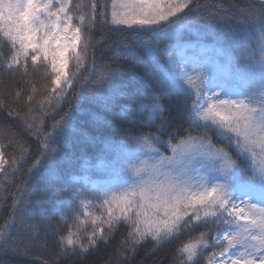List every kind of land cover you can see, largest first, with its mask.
<instances>
[{
	"label": "snow or ice",
	"instance_id": "snow-or-ice-1",
	"mask_svg": "<svg viewBox=\"0 0 264 264\" xmlns=\"http://www.w3.org/2000/svg\"><path fill=\"white\" fill-rule=\"evenodd\" d=\"M258 2L256 12L241 10L237 25L228 13L214 16L224 29L217 35L207 26L203 36L211 32L214 46L203 45V56L190 58L185 36L195 31L199 41L202 30L194 18L206 19L200 16L198 0H0V44L6 41L11 49L8 60L0 62L9 71L23 69L27 75L31 61L34 67L44 66L50 77L42 99H35L37 90L32 88L27 116L21 117L41 141L28 169L31 177L58 179V140L81 134L67 112L50 131L42 130L44 121L34 114V106L41 116L46 115L65 102L68 89L79 84L77 100L88 98L107 111L120 89L130 83L119 69L102 65L93 81L80 84V69L95 47L97 23L131 30L136 47L123 42L120 46L133 55L138 50L146 53L170 86L191 101L182 112L189 121L185 136L173 131L172 121L155 98L141 100L135 108L122 106L128 123L153 130L126 131L128 140L100 138L104 147L96 157L98 164L82 158L80 165V172L95 166L109 168L119 177L118 183L77 189L67 198L54 191L45 199L47 208L24 193L25 199L13 200V212L34 215L38 210L42 220L67 212L61 217L62 223L69 224L68 233L60 237L64 254L76 249L87 253L100 242L108 243L121 223L127 236L117 249L120 255H134L148 239L160 246L182 230L216 225L211 240L207 232H200L177 249L180 264H198L209 248L217 250L206 257L207 264H264V0ZM161 51L164 61L158 55ZM8 115L19 113L9 110ZM93 119L100 117L93 114ZM192 131L201 134L193 136ZM209 133L215 135V143ZM16 143L21 144L19 154L7 159L0 143V173L5 177L25 166L28 148L20 140ZM68 175L66 185L78 179L76 173ZM5 189L0 182V193ZM77 199L80 207L74 209L72 201ZM92 208L103 211L96 215ZM14 223L13 218L0 230V248L9 245Z\"/></svg>",
	"mask_w": 264,
	"mask_h": 264
},
{
	"label": "trees",
	"instance_id": "trees-1",
	"mask_svg": "<svg viewBox=\"0 0 264 264\" xmlns=\"http://www.w3.org/2000/svg\"><path fill=\"white\" fill-rule=\"evenodd\" d=\"M200 4V16L194 18V23L202 30V38L195 39V31L191 35L185 36V42H203L213 44L212 33L209 32L206 37L203 36V30L210 26L217 35L224 29V23L213 19L214 16H221L228 13L232 16L231 23L237 25L242 19L241 10H259L257 0H198ZM110 19V17H109ZM75 22V21H74ZM226 30V29H225ZM131 30H116L111 24L101 25L97 23L94 29L93 41L95 47L89 50V56L80 69L83 74L80 78V84L93 81L97 75L100 66L107 65L113 69H119L123 72L125 79L129 80L126 86L120 89L113 107L110 110H102L92 104L88 98L77 100L76 94L80 91V85L75 84L73 88L68 89V95L65 102L59 105L54 111L46 115H40L34 106V114L43 119L42 130L50 131L55 121L59 120L64 113H69L75 126L81 130V134L73 138H61L56 144V155L59 160V178L49 180L47 175L31 177L28 169L34 163V157L39 150L40 140L37 139V133L28 129L21 117L27 116V96L32 93L34 87L37 91L35 99L43 98L45 85L49 84L50 77L45 74L44 66L34 67L31 61H28V74L25 75L23 69L20 71H9L4 63L0 62V101L3 106L0 107V143L4 147L6 159L9 155H18L23 142L28 148L25 166L19 168L15 173H10L7 177L0 175V182L6 184L4 193H0V230H3L5 222L11 223L13 218L15 223L11 229V241L5 248H0V264H180L177 249L190 238L198 236L200 232H207V239L211 240L218 230L216 225L199 226L195 229L182 230L178 236L170 242L160 246H154L150 239L137 246L134 255L124 252L120 255L117 249L121 247V241L127 236V228L121 223L111 236L108 243L100 242L96 247L90 248L87 253L76 249L75 253L64 254L60 246V237L69 231V224L61 222L62 216H67V212H59L50 215L49 219L42 220L39 211L34 215H26L23 211L13 212V200L25 199L24 193L31 196L32 201L40 200L41 206L47 208L45 203L48 197L54 191H59L61 198H67L77 189H87L79 183L72 182L65 184V178H69V173L80 171L82 158H87L98 164L97 155L101 152L104 145L99 142L100 138H111L114 140H128L124 135L126 131H152L153 129L144 125H133L127 122V119L121 113L122 106L135 108L139 101H149L155 98L163 106L164 115L172 121V129L180 136L187 135L189 121L182 115L185 105H190V100H185L184 96L175 91L165 79L160 68L154 66L146 53L138 50V54H130L123 48L121 42L136 47L134 43L135 34H130ZM106 41L102 43L101 41ZM165 45L161 43L160 48ZM11 55V49L5 41L0 44V61H7ZM162 61L165 60L163 52L158 53ZM93 56L95 66L93 63ZM39 65V62H38ZM70 69L75 71L74 63H71ZM133 75L135 81L132 80ZM143 82V86L141 83ZM92 86H95L94 84ZM140 89L139 92L136 90ZM20 96L17 97L16 93ZM91 97V92H89ZM12 110L19 115H8ZM93 114L100 117V120H94ZM103 121L109 122L105 124ZM159 123V121H157ZM37 128H41L37 125ZM193 136H198L199 131H192ZM212 135L213 142H216L215 135ZM167 139V137H165ZM131 141H129L130 143ZM220 146H223L222 144ZM164 151V148H161ZM170 155V152H165ZM7 168L8 165H5ZM94 177H118L109 168L105 171L89 170ZM87 194V193H85ZM52 203V202H51ZM18 207H23L18 205ZM72 207L79 209L80 201L73 200ZM96 215L103 211L100 208H92ZM71 223V220H70ZM222 227V226H220ZM92 228L87 227V232ZM107 231V230H106ZM86 242V232L80 233ZM217 249H206L202 256L198 258V264H207L206 257L212 251Z\"/></svg>",
	"mask_w": 264,
	"mask_h": 264
},
{
	"label": "rangeland",
	"instance_id": "rangeland-1",
	"mask_svg": "<svg viewBox=\"0 0 264 264\" xmlns=\"http://www.w3.org/2000/svg\"><path fill=\"white\" fill-rule=\"evenodd\" d=\"M111 26L115 28V26H113V25H111ZM203 45H207L209 48L214 46L213 44L197 42V41L185 42V48L187 49L186 55L190 58L202 57L204 54L202 52V46ZM66 55H70V54H66ZM70 66H71V63L69 65V67ZM105 168L106 167H103V166H95V167L89 168L87 170V172H80L79 171L77 174L78 179L76 181H73V182L79 183L87 189L89 187H103L105 185H112V184L118 183L119 177H111L110 175H108L106 177H102V176L101 177H94V176H92L91 173L88 172L89 170L103 172V171H105ZM1 174L2 173H0V175ZM52 203L54 204L55 201H52ZM57 213H59V212H57Z\"/></svg>",
	"mask_w": 264,
	"mask_h": 264
}]
</instances>
